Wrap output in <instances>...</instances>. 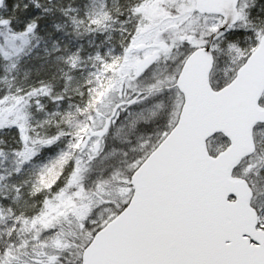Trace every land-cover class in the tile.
I'll list each match as a JSON object with an SVG mask.
<instances>
[{
    "label": "snow or ice",
    "instance_id": "obj_1",
    "mask_svg": "<svg viewBox=\"0 0 264 264\" xmlns=\"http://www.w3.org/2000/svg\"><path fill=\"white\" fill-rule=\"evenodd\" d=\"M0 264H264V0H0Z\"/></svg>",
    "mask_w": 264,
    "mask_h": 264
}]
</instances>
